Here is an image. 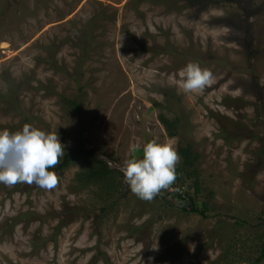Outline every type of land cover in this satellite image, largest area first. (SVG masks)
Wrapping results in <instances>:
<instances>
[{
	"label": "rangeland",
	"instance_id": "374dc122",
	"mask_svg": "<svg viewBox=\"0 0 264 264\" xmlns=\"http://www.w3.org/2000/svg\"><path fill=\"white\" fill-rule=\"evenodd\" d=\"M189 63L213 73L203 92L179 86ZM26 124L112 158L125 194L103 211L79 166L52 189L0 184V264H258L264 0H0V131ZM153 140L184 181L144 201L123 168Z\"/></svg>",
	"mask_w": 264,
	"mask_h": 264
},
{
	"label": "clouds",
	"instance_id": "9594fccd",
	"mask_svg": "<svg viewBox=\"0 0 264 264\" xmlns=\"http://www.w3.org/2000/svg\"><path fill=\"white\" fill-rule=\"evenodd\" d=\"M180 88L185 94L200 93L214 80L213 73L196 63H189L178 73ZM66 151L58 133L24 125L21 131H0V184H35L42 189H52L58 176L51 169L60 163ZM134 152L142 155L129 159L123 168V176L130 191L139 199L152 201L162 190L169 189L176 181L179 153L167 143L155 140Z\"/></svg>",
	"mask_w": 264,
	"mask_h": 264
},
{
	"label": "trees",
	"instance_id": "16d2710c",
	"mask_svg": "<svg viewBox=\"0 0 264 264\" xmlns=\"http://www.w3.org/2000/svg\"><path fill=\"white\" fill-rule=\"evenodd\" d=\"M214 1L219 2L220 0ZM162 121L168 130L174 127V125L167 120L162 119ZM174 136H176V134L172 133L171 137ZM181 151L185 157V164L190 168L194 167L195 157L192 158L191 150L184 149ZM113 162L114 160L110 158V163ZM110 163L103 161L93 151H88L84 148V146H80L79 148L70 149L66 154H64L60 163L51 170L55 173H61L71 167L79 166L80 171L77 173L75 178L78 187L80 189H93L98 201L104 205L102 210L106 211L111 205L117 203L116 201H118L121 194H125V187L123 184L124 182L121 179V174L117 169H113L110 166ZM176 176L177 178L175 182L184 181L182 171L178 170L176 172ZM196 185L197 191H199V185ZM176 199L180 210L183 212L194 213L207 217V208L205 210H201L195 199L192 198L190 194H179V192H177ZM262 263H264V243L262 245L261 256L258 259V264Z\"/></svg>",
	"mask_w": 264,
	"mask_h": 264
}]
</instances>
